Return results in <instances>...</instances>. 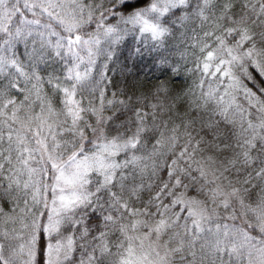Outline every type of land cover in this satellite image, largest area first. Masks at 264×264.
<instances>
[{
    "label": "snow or ice",
    "instance_id": "1",
    "mask_svg": "<svg viewBox=\"0 0 264 264\" xmlns=\"http://www.w3.org/2000/svg\"><path fill=\"white\" fill-rule=\"evenodd\" d=\"M0 264H264V0H0Z\"/></svg>",
    "mask_w": 264,
    "mask_h": 264
}]
</instances>
